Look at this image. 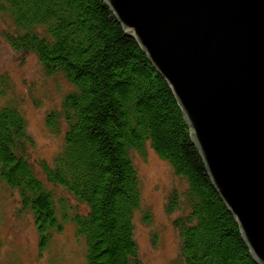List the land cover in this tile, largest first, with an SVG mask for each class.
Masks as SVG:
<instances>
[{
  "label": "trees",
  "instance_id": "16d2710c",
  "mask_svg": "<svg viewBox=\"0 0 264 264\" xmlns=\"http://www.w3.org/2000/svg\"><path fill=\"white\" fill-rule=\"evenodd\" d=\"M0 14L10 20L4 38L13 51L34 55L44 75L71 86L46 117L63 142L52 163L40 162L42 178L29 160L24 115L15 102L0 106V182L32 215L41 248L71 224L85 264H144L135 217H151L134 155L151 149L178 179L165 210L181 263L256 264L172 93L103 0H0Z\"/></svg>",
  "mask_w": 264,
  "mask_h": 264
},
{
  "label": "water",
  "instance_id": "95a60500",
  "mask_svg": "<svg viewBox=\"0 0 264 264\" xmlns=\"http://www.w3.org/2000/svg\"><path fill=\"white\" fill-rule=\"evenodd\" d=\"M182 112L256 264H264V0H103Z\"/></svg>",
  "mask_w": 264,
  "mask_h": 264
},
{
  "label": "rangeland",
  "instance_id": "374dc122",
  "mask_svg": "<svg viewBox=\"0 0 264 264\" xmlns=\"http://www.w3.org/2000/svg\"><path fill=\"white\" fill-rule=\"evenodd\" d=\"M9 24L10 20L0 14V106L15 102L24 115L33 141L29 160L42 178L40 162L52 163L63 142L62 132L49 130L46 117L60 108L71 86L60 75H44L34 55L13 51L4 38ZM134 163L143 207L151 217L149 223H144L139 213L135 217V239L143 263L182 264L172 226L174 216L165 210L168 194L178 186V179L151 149L144 156L135 154ZM20 209L17 191L0 182V264H85L83 241L75 237L71 224H65L61 232H51L48 245L41 248L32 215L20 213Z\"/></svg>",
  "mask_w": 264,
  "mask_h": 264
}]
</instances>
